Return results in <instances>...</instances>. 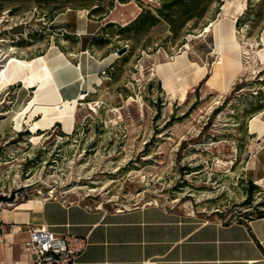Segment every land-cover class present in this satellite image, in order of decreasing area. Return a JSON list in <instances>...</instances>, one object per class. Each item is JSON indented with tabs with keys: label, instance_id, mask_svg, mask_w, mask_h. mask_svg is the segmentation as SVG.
Wrapping results in <instances>:
<instances>
[{
	"label": "rangeland",
	"instance_id": "rangeland-1",
	"mask_svg": "<svg viewBox=\"0 0 264 264\" xmlns=\"http://www.w3.org/2000/svg\"><path fill=\"white\" fill-rule=\"evenodd\" d=\"M65 1L0 0V71L9 57L30 62L52 43L74 65L82 51L96 59L126 52L80 101L71 133L60 124L32 132L38 116L26 124L23 113L0 135V195L38 183L0 210L40 199L112 211L156 200L202 221L264 215V133L248 130L251 117L264 111V0H245L235 17L232 10L243 0H194V7L188 0ZM221 19L235 20L240 60L249 69L224 93L206 80L169 92L187 68L173 69L177 58L212 72L220 56L213 29L205 33V27ZM19 87L0 92V120L12 111Z\"/></svg>",
	"mask_w": 264,
	"mask_h": 264
},
{
	"label": "crops",
	"instance_id": "crops-1",
	"mask_svg": "<svg viewBox=\"0 0 264 264\" xmlns=\"http://www.w3.org/2000/svg\"><path fill=\"white\" fill-rule=\"evenodd\" d=\"M262 33L264 29L259 38ZM180 59H184L187 68L179 73L190 88L211 74L206 68L195 82V67L191 64L196 62H190L187 56ZM172 68H178L177 64ZM159 79L164 84L160 74ZM35 85L29 88L34 89ZM258 114L264 120V111ZM251 135L258 137L257 132ZM40 200L37 204L29 200L16 210L1 208L0 216L4 215L0 220L8 224L46 226L57 234L87 237L89 244L78 260L80 264H264V218L222 223L202 221L156 205L115 212L106 207L90 208L79 201ZM28 204L31 208H26ZM7 238L12 245H0V262L24 260L21 246L26 234Z\"/></svg>",
	"mask_w": 264,
	"mask_h": 264
},
{
	"label": "bare ground",
	"instance_id": "bare-ground-1",
	"mask_svg": "<svg viewBox=\"0 0 264 264\" xmlns=\"http://www.w3.org/2000/svg\"><path fill=\"white\" fill-rule=\"evenodd\" d=\"M244 3L245 0L235 4L232 10L234 17L241 13ZM224 11H227L226 6ZM212 29L216 45L214 53L219 54L220 59L213 64L212 72L206 81L207 86H210L211 89L224 93L235 78L249 68L244 66L240 60V45L235 36V20L221 19L211 22L209 26L205 27V33L212 31ZM261 46L264 47V43ZM117 56V53L114 52L109 56L96 59L89 51H82L79 54V65H74L52 43L43 55L30 62L9 57L5 67L0 71V92L7 90L12 85H19L20 87L19 91L17 90V99L15 98L16 102L12 111L8 112L9 115L6 119L0 120V135L5 131L12 130L13 123H17L23 113L28 114L27 120L24 122L26 124L33 122L34 117L38 116V119L34 120L35 123L33 122L34 124L31 126L32 132L49 129L58 123L65 133H71L76 122V109L83 105L80 101L85 100L94 91L95 86L101 83L99 74L111 66ZM180 60L177 58L176 64L185 67L183 65L184 59ZM193 66L195 67V80L198 81L204 75L207 67L197 64ZM258 69L259 67L256 66L253 71L257 72ZM34 83H36L35 88L30 93L29 87ZM189 88V84L184 79L179 78L177 84L168 87L167 90L173 93L179 90L187 91ZM89 106L93 111L94 106L92 104ZM248 130L251 134L257 132L258 135H261L264 133V121L258 115L251 117ZM148 204L157 205L158 203L155 200ZM12 205L14 204L8 206Z\"/></svg>",
	"mask_w": 264,
	"mask_h": 264
},
{
	"label": "built area",
	"instance_id": "built-area-1",
	"mask_svg": "<svg viewBox=\"0 0 264 264\" xmlns=\"http://www.w3.org/2000/svg\"><path fill=\"white\" fill-rule=\"evenodd\" d=\"M22 233L26 234L21 246L25 259H13L0 264H23L24 261L28 264H80L78 260L89 244L87 237L57 234L46 226L8 224L0 220V245L11 246L12 243L7 236ZM148 264H157V262Z\"/></svg>",
	"mask_w": 264,
	"mask_h": 264
},
{
	"label": "water",
	"instance_id": "water-1",
	"mask_svg": "<svg viewBox=\"0 0 264 264\" xmlns=\"http://www.w3.org/2000/svg\"><path fill=\"white\" fill-rule=\"evenodd\" d=\"M125 52H126V48L123 47V48H121V49H119L117 51V55L118 56L123 55ZM36 184H38V183L22 185L20 188L16 189L15 191H13L9 195H6V194L0 195V207H1V205H4V204L14 203L16 201V196H17V194L19 192H21L24 189H29V188L33 187L34 185H36ZM255 264H262V263L258 262V263H255Z\"/></svg>",
	"mask_w": 264,
	"mask_h": 264
},
{
	"label": "trees",
	"instance_id": "trees-1",
	"mask_svg": "<svg viewBox=\"0 0 264 264\" xmlns=\"http://www.w3.org/2000/svg\"><path fill=\"white\" fill-rule=\"evenodd\" d=\"M45 1H46V0H36V3L41 4V3H44ZM65 2L71 3L72 1H71V0H66ZM188 2L191 3V7H194V0H188ZM97 8H98V7H97ZM97 8H94L93 10H91L90 13H94V12L96 11ZM160 10H162V9H160ZM159 13H162V12L159 11ZM184 13H186V12H184ZM142 18H143V16H142V14H140V15L134 20L133 25H135V24H137L138 22H140ZM127 26H128V25H127ZM124 29H126V27H125ZM56 125H59V124H56ZM27 131H29V130H26V132H27ZM38 132H40V130H39ZM62 133H64V132H62ZM64 134H65V133H64ZM65 135H67V134H65ZM249 183H250V185H252V181H251V180H249ZM252 187H254V186H252ZM258 218H264V215L259 216ZM238 222L243 223V222H245V221H238Z\"/></svg>",
	"mask_w": 264,
	"mask_h": 264
}]
</instances>
